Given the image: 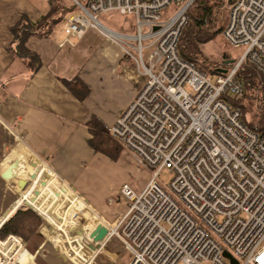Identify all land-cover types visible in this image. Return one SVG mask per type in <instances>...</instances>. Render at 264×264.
<instances>
[{
    "label": "built area",
    "instance_id": "obj_1",
    "mask_svg": "<svg viewBox=\"0 0 264 264\" xmlns=\"http://www.w3.org/2000/svg\"><path fill=\"white\" fill-rule=\"evenodd\" d=\"M195 1L73 0L78 12L65 21L66 34L82 39L99 30L121 42L147 78L110 135L150 178L139 188L123 183L126 204L113 221L97 215L95 226L108 234L93 244L95 226L90 231L93 264L115 238L126 250L125 264H231L226 251L238 264H264V133L227 100L245 94L237 77L243 65L264 79V0H232L222 34L244 51L215 82L179 50ZM173 5L175 13L163 19ZM111 12L134 16L136 34L103 27L98 18ZM164 169L173 174L167 188L158 181ZM23 250L18 237L0 240V264H10Z\"/></svg>",
    "mask_w": 264,
    "mask_h": 264
},
{
    "label": "crops",
    "instance_id": "obj_2",
    "mask_svg": "<svg viewBox=\"0 0 264 264\" xmlns=\"http://www.w3.org/2000/svg\"><path fill=\"white\" fill-rule=\"evenodd\" d=\"M48 9L47 0H0V178L10 187L8 191L1 181L0 225L23 207L36 211L56 232L42 230L33 241L36 254L47 258L50 245L81 253L71 233L79 229L85 238L90 234L98 216L76 219L89 205L111 221L122 206L113 210L108 205L120 190L100 181L103 185L93 188L84 177L88 163L101 157L90 145L88 123L96 117L109 130L146 82L121 47L93 29L80 40L60 27L48 38L29 37L26 46L41 61L33 71L17 52L12 29L25 20L36 24ZM1 139L17 144L6 156ZM56 257L57 264L64 263ZM10 264H34L33 256L20 251Z\"/></svg>",
    "mask_w": 264,
    "mask_h": 264
},
{
    "label": "rangeland",
    "instance_id": "obj_3",
    "mask_svg": "<svg viewBox=\"0 0 264 264\" xmlns=\"http://www.w3.org/2000/svg\"><path fill=\"white\" fill-rule=\"evenodd\" d=\"M70 1L73 2V0H70ZM87 1L88 0H80V2L82 4H85V5H86ZM229 6L226 10L227 19H228ZM175 11H176L175 6L174 5L171 6L170 8H168L165 11L163 19L170 18L175 13ZM77 12H78V10H76L74 13H77ZM74 13H72L70 16H72ZM70 16H68L67 19ZM227 19H226V22H227ZM65 21L62 22L61 24H59L56 27V29L58 27H60V29L62 28V30H63L65 27ZM98 21L103 27H105L106 29H108L112 32L120 33L123 35H131V36H134L136 34V30H135L136 18L134 16L120 15L116 12H111V13H106V14L101 15L98 18ZM226 22H225V24H226ZM225 24L223 25V28H224ZM56 29H55V31H56ZM97 31L99 33H101L99 30H97ZM104 38L107 40H110L105 36H104ZM110 41H112V40H110ZM112 42H114V41H112ZM115 44L119 45L124 52L123 44L121 42L118 41V43H115ZM202 51H203L204 55L209 59L210 62L215 63V64L211 65L213 68H215L216 66L223 64L224 61H227V60H230L231 64L236 62V60L243 53L244 49L234 48L233 46H231L226 41L223 34L219 33L212 41H210L207 44L202 46ZM144 53H145V56L148 54L147 51H144ZM125 56L127 58H129L127 55H125ZM132 63H133V61H132ZM198 65L203 70H207L208 69L207 67H209V73H210L211 68H210L209 63L204 64V63L199 62ZM134 70H135L136 75L139 78H142L144 80L147 79L146 77L139 75V73L137 72V68H136L135 64H134ZM221 73H222V71L220 72V74ZM209 75H210L212 81L215 82L217 79V75L212 74V73H210ZM250 91H252V90H250ZM255 93H256L257 97H261L264 95V89L262 90V92L257 90V91H255ZM244 112L247 115V117L250 119V121L255 122V119H256L257 113L259 112V109H257V104H252V103L247 102V104L245 105ZM92 118H96V117H92ZM89 124H90V121H89L88 125ZM89 128H90V126H89ZM1 131H2V129H0V132ZM109 134H110V129H109ZM110 137L115 143H117V145H119L121 147V149H122L121 153L122 154L120 155V157L117 160H113L104 154H99V155H101V157H98V158L94 157V159L88 163L89 167L87 166L88 168H86L88 171L85 173L86 176H84V175L83 176L85 177V179L88 180L87 184L89 186H92L93 188L96 187V185L98 183H99V186H102L103 182L104 183L107 182L109 186L110 185H111V187L114 186L115 189L120 190V191H118V195H116L115 197H112L111 199L109 198V200H108V203H109L108 205L110 206V208H113V210L115 209L116 204L119 203L122 205V206H119L118 209H115L116 211L114 214L116 215L117 212L123 210V208L126 204V199L121 194V187H122L123 183H129L130 185H132L135 188H139L141 185L144 186L149 181L150 172L146 171L145 168H143L141 165H139L134 160V158L132 157V154H130L111 135H110ZM1 141L6 145L4 148L5 155H3V156H6L7 154L11 153V151L17 145L16 143H13V142H11L12 143L11 144L6 139H4V140L1 139ZM35 158H36V156H35ZM36 160H37V158H36ZM0 161H2V159H0ZM38 161L41 162L43 165H46V168H48L47 163H45L46 161H44L42 158L39 157ZM48 170H49V168H48ZM133 175H135V176H133ZM137 176H138V178H137ZM172 179H173V174L169 170L164 169L159 174L158 181L160 182L161 185H163L165 188H167V186L169 185V183L171 182ZM1 181H2V183H1ZM99 181L102 183H100ZM0 183L8 191H10V187L7 186L6 183L4 182V180H2L1 178H0ZM80 183H84V181H80ZM31 184H32L31 180L27 181L25 183L23 190L25 192L28 191ZM72 189H74V188H72ZM81 189H82V191H84V193H88L87 188H81ZM74 190H76L79 193V195H81L84 198V200L87 201L85 196H84L85 194L83 195L79 191V189H77V188ZM23 208H25V207H23ZM29 209H31V208H29ZM31 210L34 212L35 215H37L41 218L40 227L36 230V232L34 233V235L32 237H30L28 240H24L17 235L10 234V235L5 236V237H2L0 235V240L4 241L5 239H7L10 236H15V237L20 238L25 243V250L28 251L29 254H31L33 256V263L34 264H57L56 260L58 258L56 256L61 257L60 260L64 262V263L60 262V264H76V263L68 260V258L76 261L78 264H93L91 259H90V253H91L90 249H92V248H91L90 241L88 238L89 234H87V236L85 238V236H82V233L79 229H76L74 232L71 233V235H72V237L73 236L77 237L76 238L77 242H78L77 244L80 245V251L84 255L81 254L80 252H75V250H72L70 252L65 253L63 251L58 250L57 248H54L51 245L48 246L47 248H45L46 250L51 251V254L47 255V256H49V258L45 257L43 252L36 254V250L33 246V241L35 240L37 235L42 230H45V231L48 230L50 233L51 232L56 233V232H55L54 228L51 226V224H49L44 217L39 215L33 209H31ZM101 213L102 212L96 210L93 206L89 205L88 209H86L84 212H81L79 215L76 216V219L78 221H80V220L86 219L92 215H96V216L98 214L102 215ZM95 222H97V221H95ZM98 224H101V222H98ZM2 226H0V231L3 228ZM96 226L94 229H93V227H91L90 231L92 229L94 231L96 229ZM59 235L61 237L63 236V234L61 232L59 233ZM112 240L113 241H111L107 246H105V248H103L102 251H100L99 255L95 259L96 264H106L107 262H108L107 264H125V260L127 259V256H126V253H125L126 250L124 249L123 244L119 241L118 238H115ZM76 257H78V260L76 259ZM46 259H47V261H46Z\"/></svg>",
    "mask_w": 264,
    "mask_h": 264
},
{
    "label": "trees",
    "instance_id": "obj_4",
    "mask_svg": "<svg viewBox=\"0 0 264 264\" xmlns=\"http://www.w3.org/2000/svg\"><path fill=\"white\" fill-rule=\"evenodd\" d=\"M231 2L232 0H196L187 13L188 22L183 29L179 42L180 54L184 59L196 63L199 70L204 73L219 75L222 70L229 68L231 63L230 60H227L213 68L211 65L215 63L210 62L202 51L203 45L212 41L219 33H222L223 25L227 19L226 10ZM47 4L49 7L48 12L39 22L33 24L27 20L21 21L12 29L17 41L19 56L29 61L28 65L33 71L40 68L41 61L37 54L27 48V39L31 36L50 37L54 33L55 28L77 10L75 3L70 0H47ZM199 62L209 63L210 73L209 67H207V70H203L198 65ZM237 77L245 86V94L242 98L236 99L232 97L227 100L232 105L241 107L243 111L247 102L257 104L259 112L255 122L250 121L246 114L245 120L253 130L264 133V95L257 97L255 93L257 90L262 92L264 89V79L249 64L242 66ZM72 85V82L67 83L69 88H72ZM89 126L93 135L90 145L95 153L104 154L113 160H117L122 154V149L111 139L109 130L97 118H91ZM40 224L41 218L35 215L31 209L21 208L2 226L0 235L5 237L13 234L28 240L34 235Z\"/></svg>",
    "mask_w": 264,
    "mask_h": 264
},
{
    "label": "water",
    "instance_id": "obj_5",
    "mask_svg": "<svg viewBox=\"0 0 264 264\" xmlns=\"http://www.w3.org/2000/svg\"><path fill=\"white\" fill-rule=\"evenodd\" d=\"M226 70H222V73H225ZM7 221L3 222L0 226L5 224ZM108 230L103 225L97 226V228L90 234V239L93 244H98L104 240L107 236ZM91 248L94 249V246L91 245ZM224 256L231 261V264H238V262L226 251L224 252Z\"/></svg>",
    "mask_w": 264,
    "mask_h": 264
},
{
    "label": "bare ground",
    "instance_id": "obj_6",
    "mask_svg": "<svg viewBox=\"0 0 264 264\" xmlns=\"http://www.w3.org/2000/svg\"><path fill=\"white\" fill-rule=\"evenodd\" d=\"M230 64H231V63H230ZM230 64H229V65H230ZM118 118H119V117H118ZM25 173H26L27 175H29V173H28V172H25Z\"/></svg>",
    "mask_w": 264,
    "mask_h": 264
}]
</instances>
